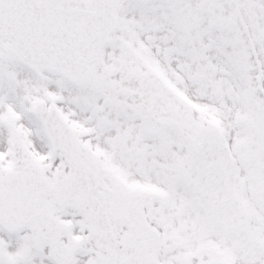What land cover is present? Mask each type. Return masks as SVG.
<instances>
[{"label":"snow or ice","instance_id":"1","mask_svg":"<svg viewBox=\"0 0 264 264\" xmlns=\"http://www.w3.org/2000/svg\"><path fill=\"white\" fill-rule=\"evenodd\" d=\"M0 264H264V0H0Z\"/></svg>","mask_w":264,"mask_h":264}]
</instances>
